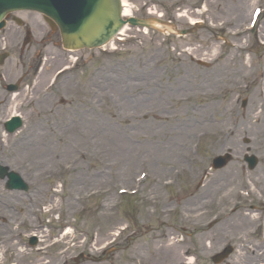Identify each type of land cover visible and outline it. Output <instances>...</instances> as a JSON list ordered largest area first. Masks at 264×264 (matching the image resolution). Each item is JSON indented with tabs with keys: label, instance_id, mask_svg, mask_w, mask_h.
Returning a JSON list of instances; mask_svg holds the SVG:
<instances>
[{
	"label": "rangeland",
	"instance_id": "374dc122",
	"mask_svg": "<svg viewBox=\"0 0 264 264\" xmlns=\"http://www.w3.org/2000/svg\"><path fill=\"white\" fill-rule=\"evenodd\" d=\"M128 2L137 17H146L148 10H152L178 29L190 28L192 21H199L200 24L186 36H177L165 30L144 32L125 29L121 40H115L111 47L73 54L78 55L79 65L53 81L55 72L70 63L65 61L66 52L54 48L49 40L38 43V27L45 26L37 15L29 12L16 14L23 24L32 28L34 44L31 50L24 52L22 59L16 58V47H8L9 58L0 66V97L5 94L6 82L26 74V57L33 53L34 48L40 50L42 46L48 59L36 78L34 88L26 87L28 92L33 88L30 95L25 96L21 92L13 100L6 94L9 97L7 102L0 101V120L12 107L23 117L22 128L9 138L6 154H11L9 157L13 158V162H8L5 156L0 161L22 171L25 178L31 181V191L36 198L54 199V216L57 211L63 213L62 218L66 217L74 223L78 234L61 237L63 239L57 247L46 252L37 253L35 248L25 251L21 260L16 259L17 249L13 248L2 264H38L37 258H41L40 264H56L61 255L73 257L80 253L85 256L80 264H183L187 260L181 251L188 245L193 247L189 254L193 259L191 264H213L211 256L226 243L232 244L236 250L223 264H257L260 261L254 260L255 251L259 245H264V0ZM254 7L262 8L263 12L254 26L247 29ZM226 20L230 21L229 27L238 23L240 30L245 28L246 31L236 36L230 33L232 29L221 31L216 28ZM6 31L8 33L9 29ZM50 36V40L58 39L57 33ZM44 42L48 43V47L43 45ZM236 44H241L243 48L235 49ZM227 59L228 62L225 61ZM248 59L262 73L252 83L248 81L251 72L245 73L249 70ZM198 60L205 62L206 66L197 63ZM239 61L245 66L241 75L235 72ZM219 63L224 68L221 71L223 74L219 73L221 80L228 89H221L223 95L216 102L223 104L226 101V104L221 110L209 113L208 123L213 120L211 126L206 127L209 132L195 141L188 155L186 143L192 138L183 137L180 133H186L191 123L187 122L185 110L183 114L175 111L177 105L174 99L167 103L169 108H162V103L154 96L158 89L155 79L168 86L167 92L174 98L183 93L171 83L181 79L183 72L191 73L194 76H191L192 79L215 76L213 70ZM114 76L116 82L108 85ZM143 77L145 80L154 78V85L147 86L149 92L146 94L140 93L145 88ZM27 78H31L30 75ZM141 97H149V100H142ZM204 99L203 96H191L189 101L204 103ZM242 100L246 102L244 106ZM142 108L158 110L145 113L140 118L138 111ZM127 112L137 113L134 127L128 126ZM89 114L109 121L113 124L112 131L136 133L139 138L124 144L127 146L125 151L124 148L121 152L108 149L104 162L94 156L82 157L80 173L70 175L56 170L49 174V178L43 176L45 165L40 164V155L27 157L19 153V145L33 131L43 128L47 132L46 126L49 125L61 134V141L70 140L74 136V116L85 118ZM174 116L177 120L173 119ZM169 131L170 134L167 133ZM156 132H160V140L153 137L152 133ZM84 145L87 144L84 142ZM143 150L145 153H142ZM173 150L179 151L177 156ZM223 152L231 153V162L223 170L209 169L210 159ZM245 153L258 158L252 170H247L243 164ZM122 154L133 155L129 165L125 164ZM188 156L193 159L191 164L187 161ZM100 164L105 166L106 171L102 181H86L84 188L74 193L68 186L69 180L73 181L79 174L87 177L89 170L99 169ZM133 177L143 179L136 193L130 194L135 190L134 181L131 183ZM210 179L218 182L226 180L228 186L214 196L211 205L197 208L199 202L195 201L197 198L193 200L192 195L199 194L200 186ZM59 181L64 191L59 190L54 197L52 193ZM168 182L171 184L167 185ZM119 189L130 192L122 195ZM72 195L76 200L69 202ZM44 201L49 205L50 201ZM243 214L252 216L253 220L240 227L236 219ZM213 220L219 221L207 228ZM227 221H233V225L230 226ZM121 226L125 229L117 232L116 236L115 231ZM174 236L183 240L171 245ZM163 244L176 248L167 258L154 252L156 246Z\"/></svg>",
	"mask_w": 264,
	"mask_h": 264
},
{
	"label": "bare ground",
	"instance_id": "6f19581e",
	"mask_svg": "<svg viewBox=\"0 0 264 264\" xmlns=\"http://www.w3.org/2000/svg\"><path fill=\"white\" fill-rule=\"evenodd\" d=\"M122 2L124 7L123 14L124 16H128L130 14V10H128V4L125 0H122ZM227 30L228 28L226 29V31ZM230 33L234 35L237 34V32ZM235 48H239V46L237 45L235 46ZM225 61L228 62L229 59ZM222 67L223 65L220 63L216 65V69L213 70L214 72H216V74H214L215 76L206 75L204 77L201 76L196 79H192V77L194 76H192L191 73L183 72L181 75V79H175L176 81L173 80V82L171 83V85H173L176 89L180 90V92L183 93V95L174 98L170 93L167 92L169 91V87L161 84V82L155 79V85L158 86V89L157 92H155L154 96L155 98H158L159 102L162 103V108H169L167 107V103L174 99L177 105L175 111L178 114H183V110H185V115L188 119L187 122L188 124L190 122L191 125L186 133L181 131L180 134L183 137L189 136V138H192L193 140L194 138H196V136H200L202 133H204L206 127L209 128L213 123L212 119H210V123H208L210 118L209 113L216 110H221L222 106L225 105V103L218 104L216 102V98L220 96V93L218 94V92H220L219 89L223 87V81L221 80L222 77H220L219 74H223L221 71L224 68ZM244 67L245 66L241 61L237 62L235 72H238L239 75L243 74ZM145 79L146 78L143 77L145 88L144 90H141V94L148 93L149 90L146 89L147 86L151 84L154 85V78L151 80H149V78L147 80ZM262 79L263 77L261 78V80ZM116 80L117 79L115 76L112 77L108 85L113 84L114 82H116ZM191 96H203L205 97V101L204 103L190 102L189 100L191 99ZM140 99L147 101L149 100V97H141ZM163 111H166V113L170 112V110ZM139 112H141V110H139L138 113ZM11 113H13V111ZM125 114H128L126 120L130 121V124L128 126L134 127L137 113L127 112ZM173 119L177 120L175 116L173 117ZM169 123L170 122L167 121V124ZM73 126L74 136L70 140L64 139L61 141V134H58V131L51 125H49L46 126L47 132L43 128L33 131L32 134L22 142V144L19 146V149L22 151V155H26L27 157L40 155L42 157V161L40 162V164L45 165L43 171H53V169L57 166H66L69 170H71L70 172L80 173L82 172V157L87 158L94 156L98 160H101V162H104L103 157H105L104 155L108 152V149H114L117 150V152H121V150L124 148L125 151L127 146L124 144H128L129 142L139 138L136 133H118L116 131L110 130L113 129V124H110L109 121L107 122L106 119L102 117L99 118L98 116L92 114H89L88 117L85 118H80V116L75 115ZM168 127H170V124L168 125ZM170 129H172V127ZM167 133L170 134L171 132L169 131ZM152 134L154 138L160 140V132ZM189 141H187L186 143L187 152L191 148V142ZM84 142L87 144L86 146H82ZM119 145H124V147ZM94 149L95 151L92 153ZM174 151L176 150H173V152ZM178 152L179 151H176V156ZM142 153H145V151L143 150ZM122 156H124L126 165H129L130 161L134 159V157H132L133 155L129 156L128 154H122ZM139 158H142V156H139ZM169 160H173V158H170ZM104 169L105 166L103 164H100L99 169L89 170L87 177H82L81 174H79L78 176L75 175V178L71 183L73 192L76 193L78 189H83L86 181L91 182L93 181V179L102 181L101 177H104L106 175V171ZM226 186H228L226 180L218 182L210 179L200 186L199 194L192 195V199L194 200L195 198H197L195 200L199 202V206L197 208L209 206L212 204L215 198L214 196L217 195L220 190L223 191ZM75 200L76 197L72 195L69 199V202H73ZM252 220L253 217L250 215H242L238 220L236 219L237 225L240 227H242L243 225H247ZM227 223L230 226L233 225V221H227ZM172 244L175 245L177 244V242L173 240V242H171V245ZM17 245V242L10 241L8 232H2V234L0 235V264L3 263V260L1 259V253L8 251V249L11 247L15 248ZM166 245L168 244L156 246L154 252L156 251L157 254H164V256L167 258L171 253H174V250L176 248L169 245L166 247ZM259 252L260 251H257V253ZM143 255L144 253L142 254V257ZM22 256L23 250L21 248H18L16 259H20Z\"/></svg>",
	"mask_w": 264,
	"mask_h": 264
},
{
	"label": "water",
	"instance_id": "95a60500",
	"mask_svg": "<svg viewBox=\"0 0 264 264\" xmlns=\"http://www.w3.org/2000/svg\"><path fill=\"white\" fill-rule=\"evenodd\" d=\"M27 1L31 2V0ZM30 2L27 3L29 6L37 7L38 4ZM23 4V0H2L0 18L6 12L5 10L14 7V5L22 6ZM116 5L115 0L95 1L87 11L91 13L90 18L87 19V13L84 18L77 21L76 25H69L67 29H64V25L61 24L65 45L69 47L95 46L104 42L113 34V26L118 22ZM39 8L45 9L47 12L51 10L45 6H39ZM71 29L74 30L69 33Z\"/></svg>",
	"mask_w": 264,
	"mask_h": 264
}]
</instances>
